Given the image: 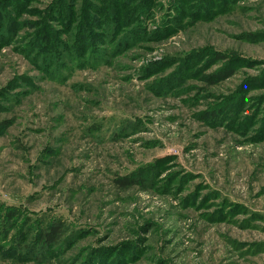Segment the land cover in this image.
<instances>
[{"label":"rangeland","instance_id":"374dc122","mask_svg":"<svg viewBox=\"0 0 264 264\" xmlns=\"http://www.w3.org/2000/svg\"><path fill=\"white\" fill-rule=\"evenodd\" d=\"M0 124V264H264V0H0Z\"/></svg>","mask_w":264,"mask_h":264},{"label":"trees","instance_id":"16d2710c","mask_svg":"<svg viewBox=\"0 0 264 264\" xmlns=\"http://www.w3.org/2000/svg\"><path fill=\"white\" fill-rule=\"evenodd\" d=\"M235 68L233 66H228L222 69H218L210 74L204 76L210 84L218 83L222 80L230 78L235 74ZM2 125L0 124V127ZM138 180L130 176H120L116 179L117 186L120 188H128L137 184ZM65 227L62 222H54L48 228L41 232L40 243L42 247H50L59 244L65 235Z\"/></svg>","mask_w":264,"mask_h":264}]
</instances>
